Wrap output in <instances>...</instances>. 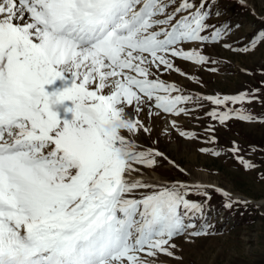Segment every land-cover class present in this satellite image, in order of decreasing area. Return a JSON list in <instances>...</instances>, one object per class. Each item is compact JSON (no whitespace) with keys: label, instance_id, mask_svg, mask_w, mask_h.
Returning <instances> with one entry per match:
<instances>
[{"label":"snow or ice","instance_id":"obj_1","mask_svg":"<svg viewBox=\"0 0 264 264\" xmlns=\"http://www.w3.org/2000/svg\"><path fill=\"white\" fill-rule=\"evenodd\" d=\"M209 7V0H0V264H166L159 258L175 257L177 239L208 234L210 225L194 222L204 205L188 199L205 186L145 179L164 153L137 140L151 133L140 118L146 109L178 117L196 103L161 76L184 75L177 59L211 61L202 48L230 29L208 23ZM257 45L264 31L237 51ZM199 99L218 106L207 115L220 123L254 121L243 105L264 104V89ZM225 206H233L230 197Z\"/></svg>","mask_w":264,"mask_h":264},{"label":"rangeland","instance_id":"obj_2","mask_svg":"<svg viewBox=\"0 0 264 264\" xmlns=\"http://www.w3.org/2000/svg\"><path fill=\"white\" fill-rule=\"evenodd\" d=\"M248 4L250 7L239 0H210L208 23L215 28L227 25L230 29L222 40H210L202 48L211 61L199 66L177 59L176 66L184 75L175 71L162 74V79L176 83L186 95L197 98L196 103L187 105L188 114L156 115L153 110L148 115L146 109L140 117L151 133H140L137 142L164 153L163 158H158V166L143 171V175L157 174L162 182L147 180L205 186L191 191L188 199L204 205V214L197 215L194 222L200 228L210 225L208 234L193 240L177 239L175 257L159 258L166 264H264V104L243 105L257 117L254 121L233 116L220 123L207 115L218 106L199 99L264 89V45H257L250 52L237 51L250 46L253 38L264 31V0H248ZM217 12L220 14L216 15ZM181 132L196 135L182 136ZM236 147L240 149L238 153L233 152ZM203 148L210 151H201ZM237 156L255 167H246ZM229 197L231 208L225 206Z\"/></svg>","mask_w":264,"mask_h":264},{"label":"bare ground","instance_id":"obj_3","mask_svg":"<svg viewBox=\"0 0 264 264\" xmlns=\"http://www.w3.org/2000/svg\"><path fill=\"white\" fill-rule=\"evenodd\" d=\"M60 84L56 85L59 86ZM145 179H152L155 181H159L162 182V180H160V177L157 174H151V175H143Z\"/></svg>","mask_w":264,"mask_h":264}]
</instances>
